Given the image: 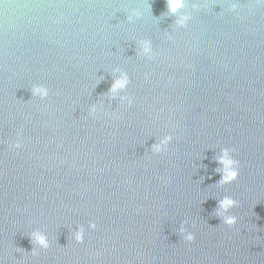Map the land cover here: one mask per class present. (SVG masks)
Masks as SVG:
<instances>
[{
  "label": "water",
  "instance_id": "obj_1",
  "mask_svg": "<svg viewBox=\"0 0 264 264\" xmlns=\"http://www.w3.org/2000/svg\"><path fill=\"white\" fill-rule=\"evenodd\" d=\"M121 71L131 104L109 101ZM225 147L240 174L221 187ZM35 229L50 247L32 255ZM0 264H264V4L0 0Z\"/></svg>",
  "mask_w": 264,
  "mask_h": 264
},
{
  "label": "clouds",
  "instance_id": "obj_2",
  "mask_svg": "<svg viewBox=\"0 0 264 264\" xmlns=\"http://www.w3.org/2000/svg\"><path fill=\"white\" fill-rule=\"evenodd\" d=\"M259 3L264 4V0H258ZM167 11L170 14H177L182 9L186 7V0H166ZM239 4L237 2H232L230 10L232 12H237ZM140 13L136 10H133L129 15V20L133 17L139 16ZM189 20L188 15H181L177 24L181 27L186 26V22ZM140 43V54L147 56L149 59L153 58V50L151 41L142 40ZM119 71V70H117ZM129 85V78L126 73L120 72L109 89V101L116 99L121 92H124ZM31 95L33 97H39L44 99L49 95V89L44 84H34L31 87ZM121 101L127 100L129 104L132 103V100L127 96H119ZM98 111L96 106H93L90 109L89 114H95ZM173 137L171 135L165 134L159 139H156L155 142L150 146V151L153 154H160L166 152L171 144ZM14 148H20L21 144L19 141L14 142L12 145ZM234 149L222 148L220 154L217 157V163L219 167L216 169V173L220 175L219 181L216 183L223 187L225 185L231 184L236 181L239 177V161L233 156ZM238 206V201L232 198L231 196L225 195L218 200L217 207L215 209V214L221 219L223 224L232 227L237 224V216L231 214V210ZM187 223V222H185ZM88 227L91 229L96 228L94 221H89ZM179 233L183 236V239L187 242H192L195 239V236L192 232L188 231L184 224L181 225ZM72 236L76 242H83L85 236V228L83 225H77L75 230H72ZM30 241L33 245L31 249L32 255H36L40 249H48L50 247V241L47 234L39 229L33 230L29 234Z\"/></svg>",
  "mask_w": 264,
  "mask_h": 264
}]
</instances>
